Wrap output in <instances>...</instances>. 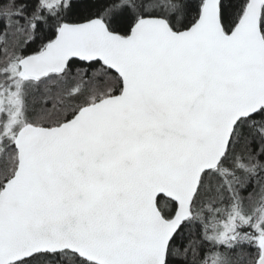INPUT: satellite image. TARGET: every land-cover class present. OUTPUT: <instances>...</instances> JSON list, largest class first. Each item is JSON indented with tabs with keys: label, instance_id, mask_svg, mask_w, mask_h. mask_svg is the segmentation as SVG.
<instances>
[{
	"label": "snow or ice",
	"instance_id": "6c2138e0",
	"mask_svg": "<svg viewBox=\"0 0 264 264\" xmlns=\"http://www.w3.org/2000/svg\"><path fill=\"white\" fill-rule=\"evenodd\" d=\"M0 264H264V0H0Z\"/></svg>",
	"mask_w": 264,
	"mask_h": 264
}]
</instances>
